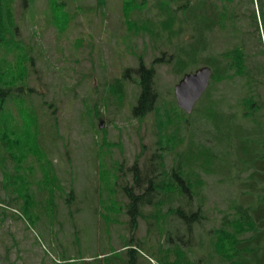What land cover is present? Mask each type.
Listing matches in <instances>:
<instances>
[{
	"label": "trees",
	"instance_id": "obj_1",
	"mask_svg": "<svg viewBox=\"0 0 264 264\" xmlns=\"http://www.w3.org/2000/svg\"><path fill=\"white\" fill-rule=\"evenodd\" d=\"M245 1L251 5L249 23L254 33L252 37L256 39L253 49L257 48V52L263 56L264 0ZM51 2L53 15L63 18L60 20L63 23L66 16L56 13L63 1ZM234 2L157 1L164 17L159 29L151 30L149 27L145 31L156 40L161 39L160 31L166 32L170 43L172 37L189 36H184L183 44L170 53L162 51L161 56L156 57L150 65L139 57L134 68L138 93L131 106L132 116L143 119L157 109L154 68L157 62L170 64V69L179 77L191 71L192 66L208 65L212 69L211 82L191 113L180 109L175 100L163 110L158 123V147L143 161L141 167L138 161L131 166L130 185L120 181L117 169L112 190L115 192L117 188L116 192H122L127 202L122 204L118 199H111L109 190L105 196L98 194L101 220L107 221V224L116 223L119 221L118 215L125 213L131 234L138 226L139 219L142 220L146 234L154 235L150 247L162 264H264V154L256 155V144L243 141L249 134L255 133L254 123L263 115L264 91L261 88L264 85V61L255 64L251 55L256 50L250 53L244 42L234 43L208 57L203 55L211 50L208 35L216 30H224L226 21L234 17L230 12ZM144 3L145 0H123L124 21L129 22L130 11L140 8ZM13 21L11 3L0 0V50H13L17 57L15 64L10 65L15 68L13 71L0 67L1 184L14 194L12 200L17 203L18 210L27 222L35 224L41 214L37 211L43 210L50 216L54 215L55 195L52 188H61V183L53 172L48 151L42 144L39 110L30 101L34 93L29 85V68L35 60L33 46L16 37L17 27ZM144 25L147 29L148 25ZM129 70V67H125L110 84V90L117 98L124 95ZM235 77L243 80V86L247 88L245 94L235 96L232 103L227 102L224 96L218 98L215 93L212 94V83L214 85ZM9 101L16 104L21 127L14 122L12 112L8 111ZM233 140L234 149L241 157L231 163L229 157ZM221 149L223 151L219 155ZM29 154L43 171V179L28 181V174L32 175L33 172L32 165L23 167L21 163ZM7 162L12 164L13 169ZM241 171H245L246 175L240 177ZM219 174L224 176V181L236 182L238 186L237 195L228 200L225 209L215 212L213 208L217 206L208 205V197L204 192L207 185L204 176ZM32 183H36L38 196L29 187ZM63 194L69 208L78 209L73 191ZM209 223L211 226L207 227ZM131 242L132 236L123 245L126 250L123 254L121 249L102 251L92 259L98 264H137L139 249L146 243L144 240ZM205 246L207 259L203 254ZM169 252L175 254L173 261L169 260ZM62 261V264L72 262ZM81 264H88V260L82 259Z\"/></svg>",
	"mask_w": 264,
	"mask_h": 264
},
{
	"label": "rangeland",
	"instance_id": "obj_2",
	"mask_svg": "<svg viewBox=\"0 0 264 264\" xmlns=\"http://www.w3.org/2000/svg\"><path fill=\"white\" fill-rule=\"evenodd\" d=\"M8 1L14 13L16 37L33 46L35 60L29 68V85L34 93L30 101L39 110L42 144L48 151L61 188H52L54 215L36 210L42 216L40 214L37 222L31 224L12 200L14 194L1 184L0 169V264H58L63 263L62 259L72 261L71 264H81L82 259L88 260V264H98L92 258L99 252L121 249L123 254L126 251L123 245L130 236L132 244L141 240L146 243L139 249L137 264H162L152 252L150 244L154 235L146 234L145 223L139 219L131 234L126 222L128 216L121 212L119 221L107 224L99 217L101 206L97 198L98 194L105 196L109 190L111 199H118L122 204L128 201L122 192H116L117 188L115 192L112 190L117 169L120 181L130 185L131 166L138 161L141 167L157 149L159 119H162L163 110L175 100L173 89L180 77L170 69V64L157 62L154 64L157 109L143 119L132 116L131 106L138 93L134 68L139 57L150 65L162 51L168 54L182 45L184 36L189 34L172 37L170 43L166 32L160 31L161 39L156 40L145 31L149 27L159 29L164 14L157 5L158 0H145L140 8L130 11L129 22L123 18V0H57L63 1L56 12L58 16H66L63 23H60L63 18L53 15L51 0ZM250 8L245 0H235L230 7L234 17L226 21V28L208 35L211 50L203 54L205 57L244 42L250 53L256 50L251 55L252 61L261 59L257 48L253 49L256 39L252 37L254 33L249 23ZM144 24L148 25L147 29ZM261 48L264 51L263 39ZM15 54L13 50H0V67L13 71L15 68L10 65L17 60ZM199 66L201 64L192 66L191 71ZM125 67L130 68L127 84L124 95L117 98L110 84ZM242 82L235 78L212 83V94L218 98L224 96L232 103L235 96L245 94L247 88ZM261 89L264 91V85ZM7 108L21 127L16 104L9 101ZM254 127L255 133L243 141L254 142L256 155H263L264 110ZM236 156L233 153L231 160H236ZM168 160L170 163L171 157ZM21 164L23 167L32 165L28 181L44 178L31 154ZM240 174L243 177L245 172ZM204 177L208 205L217 206L213 208L215 212L225 209L228 200L237 195L238 185L224 181L220 174ZM29 187L38 196L36 183ZM71 190L78 209L69 208L65 202L63 193ZM8 201L13 203L8 204ZM210 226L211 223L207 224ZM205 249L206 246L203 252L206 256ZM174 257L175 254L169 252V260L173 261Z\"/></svg>",
	"mask_w": 264,
	"mask_h": 264
},
{
	"label": "water",
	"instance_id": "obj_3",
	"mask_svg": "<svg viewBox=\"0 0 264 264\" xmlns=\"http://www.w3.org/2000/svg\"><path fill=\"white\" fill-rule=\"evenodd\" d=\"M211 68L200 66L194 71L185 72L174 85V96L177 105L190 113L196 101L209 85Z\"/></svg>",
	"mask_w": 264,
	"mask_h": 264
},
{
	"label": "crops",
	"instance_id": "obj_4",
	"mask_svg": "<svg viewBox=\"0 0 264 264\" xmlns=\"http://www.w3.org/2000/svg\"><path fill=\"white\" fill-rule=\"evenodd\" d=\"M223 148V147H222ZM223 149L220 150L219 155L222 153Z\"/></svg>",
	"mask_w": 264,
	"mask_h": 264
},
{
	"label": "flooded vegetation",
	"instance_id": "obj_5",
	"mask_svg": "<svg viewBox=\"0 0 264 264\" xmlns=\"http://www.w3.org/2000/svg\"><path fill=\"white\" fill-rule=\"evenodd\" d=\"M261 62V61H260Z\"/></svg>",
	"mask_w": 264,
	"mask_h": 264
}]
</instances>
